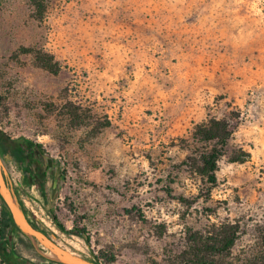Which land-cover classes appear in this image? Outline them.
Listing matches in <instances>:
<instances>
[{"label": "rangeland", "instance_id": "374dc122", "mask_svg": "<svg viewBox=\"0 0 264 264\" xmlns=\"http://www.w3.org/2000/svg\"><path fill=\"white\" fill-rule=\"evenodd\" d=\"M0 101V132L49 166L41 187L3 162L8 185L75 256L251 264L263 251L264 0H53L43 19L0 0ZM213 120L231 134L209 191L192 166ZM233 231L231 251H209ZM43 251L14 246L20 264H54Z\"/></svg>", "mask_w": 264, "mask_h": 264}, {"label": "trees", "instance_id": "16d2710c", "mask_svg": "<svg viewBox=\"0 0 264 264\" xmlns=\"http://www.w3.org/2000/svg\"><path fill=\"white\" fill-rule=\"evenodd\" d=\"M50 1L53 0H30V3L34 8L36 17L38 19H43V16L47 10V4ZM211 123L212 124L210 125V127L203 129V142H200L207 143L206 151L200 152V154H198V157L193 159L194 165L192 166V169L196 170L198 175L204 180H206L207 184L209 185V191L215 188L218 183L216 175L218 171V162L220 158L224 155L231 134L230 128L227 123L216 120H213ZM36 147L41 149V146L34 145L33 142L27 140H10L0 132V155L4 163H14L18 168L22 169V166L24 164V158L29 154L28 149L32 150ZM30 184L31 183H29V185ZM0 206L2 208L3 213V218L2 220H0V255L2 256L5 264H18L17 261L20 259V257L14 252V246L17 243L27 244V241L29 240L16 227L9 210L7 209L1 198ZM21 207L27 215L31 224L36 229L41 230L29 217V212L27 211V209L23 205ZM49 212L52 214V210L49 209ZM52 220L61 232L71 233L67 232L66 228L59 223L57 217L53 214ZM41 231L45 233V231ZM18 234L20 235V238H18ZM77 234L81 236L82 232L78 231ZM236 241L237 232L233 231L231 234H229V237H227L220 245L215 244L210 246L209 251L214 254L229 252L234 248ZM250 262L251 264H264V249L260 252V254H257L253 258H251ZM95 263L104 264L100 261H96ZM202 264L216 263L214 261H206L202 262Z\"/></svg>", "mask_w": 264, "mask_h": 264}, {"label": "water", "instance_id": "95a60500", "mask_svg": "<svg viewBox=\"0 0 264 264\" xmlns=\"http://www.w3.org/2000/svg\"><path fill=\"white\" fill-rule=\"evenodd\" d=\"M0 198L9 210L16 227L29 239L33 244H41L52 252L56 258L52 259L58 264H97L68 253L66 249L61 247L50 236L41 230L36 229L29 221L27 215L23 211L17 195L10 189L7 182V174L4 168L3 160L0 155Z\"/></svg>", "mask_w": 264, "mask_h": 264}, {"label": "flooded vegetation", "instance_id": "af4514ba", "mask_svg": "<svg viewBox=\"0 0 264 264\" xmlns=\"http://www.w3.org/2000/svg\"><path fill=\"white\" fill-rule=\"evenodd\" d=\"M28 150L29 154L24 158L22 169L19 168L22 179L27 183H35L43 187L46 184L47 170L49 169L46 164L47 157L38 147ZM17 263L20 264L18 261Z\"/></svg>", "mask_w": 264, "mask_h": 264}, {"label": "bare ground", "instance_id": "6f19581e", "mask_svg": "<svg viewBox=\"0 0 264 264\" xmlns=\"http://www.w3.org/2000/svg\"><path fill=\"white\" fill-rule=\"evenodd\" d=\"M43 247V246H42ZM43 252H44V254L46 255V256H48V257H50V258H52V259H55L56 258V256L52 253V252H50L47 248H45V247H43ZM68 253H70L71 255H73V256H75L74 254H72L70 251H68ZM77 257V256H76ZM79 258V257H78Z\"/></svg>", "mask_w": 264, "mask_h": 264}]
</instances>
